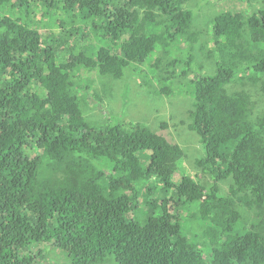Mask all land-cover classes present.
Here are the masks:
<instances>
[{"label": "trees", "instance_id": "1", "mask_svg": "<svg viewBox=\"0 0 264 264\" xmlns=\"http://www.w3.org/2000/svg\"><path fill=\"white\" fill-rule=\"evenodd\" d=\"M211 1L0 0V264H264V0ZM132 64L181 68L195 179Z\"/></svg>", "mask_w": 264, "mask_h": 264}, {"label": "rangeland", "instance_id": "2", "mask_svg": "<svg viewBox=\"0 0 264 264\" xmlns=\"http://www.w3.org/2000/svg\"><path fill=\"white\" fill-rule=\"evenodd\" d=\"M209 3L212 5H207L205 7L204 14L197 19L198 22L203 21L201 20L202 17H207L208 15L212 17L222 10L220 6L215 3V0ZM205 26L207 25L205 24ZM94 77H96V75H94ZM144 78L148 83V80H150L149 72L144 74ZM184 82H186V79H182L181 72L178 70V72L169 77V87L172 88V92L169 96L151 95V88H153L152 81L151 84L145 88L139 87L132 81L129 86V91L119 95V101L122 102L121 97H125L128 102L124 110V115L126 117L134 107L139 106V110L137 111L138 117H143L144 119L149 115L147 117L150 127L154 128L157 133L163 136L169 143L178 145L186 152L188 158L180 165L179 173L174 176L175 181L180 180L181 174L193 177V175L199 172L194 169L193 166L195 163L193 161L194 159H198L199 155L202 153V145L199 137L188 127L190 124L188 111L191 107L192 99L180 93V84ZM263 111L264 103L262 105H257V112ZM89 114L95 117L96 111L92 108ZM162 125L166 127H162ZM201 180L203 181L202 178ZM105 264H112V262H107Z\"/></svg>", "mask_w": 264, "mask_h": 264}, {"label": "clouds", "instance_id": "3", "mask_svg": "<svg viewBox=\"0 0 264 264\" xmlns=\"http://www.w3.org/2000/svg\"><path fill=\"white\" fill-rule=\"evenodd\" d=\"M212 62H213V60L209 59L207 54L197 56L193 62V65L190 68L191 73L188 76L189 77L188 80H190V79L195 80L199 71H200V67H203V66L209 67L212 65ZM168 68L169 67H167L166 73L163 75V84L165 85L164 88H167L168 90H171V92H172V88L169 87V85H170L169 84V77L171 75L175 74L176 72H178V70H180L181 68H178L177 70L175 69V71L173 73H167ZM130 69L132 70V74L129 75V79L131 81H134L139 87H144L143 84L146 82V80L144 78V74L149 72V79L153 83V89L157 92V94H154V95L166 97V94L168 92L166 90H163L162 88H160V85L157 82H155V80H154V79H157L158 73H157V75H155L153 68L148 67L146 64H143L141 66H137L135 64H132ZM182 84L183 83H181L180 86Z\"/></svg>", "mask_w": 264, "mask_h": 264}]
</instances>
